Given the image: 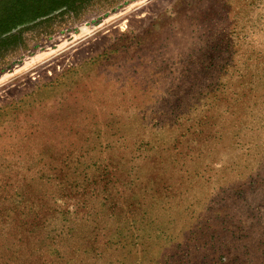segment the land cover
<instances>
[{
    "label": "rangeland",
    "instance_id": "1",
    "mask_svg": "<svg viewBox=\"0 0 264 264\" xmlns=\"http://www.w3.org/2000/svg\"><path fill=\"white\" fill-rule=\"evenodd\" d=\"M0 264H264V0H0Z\"/></svg>",
    "mask_w": 264,
    "mask_h": 264
}]
</instances>
